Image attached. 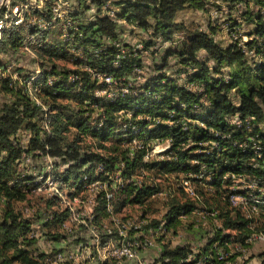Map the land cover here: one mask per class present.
<instances>
[{"label": "trees", "instance_id": "1", "mask_svg": "<svg viewBox=\"0 0 264 264\" xmlns=\"http://www.w3.org/2000/svg\"><path fill=\"white\" fill-rule=\"evenodd\" d=\"M208 1L111 2L120 7L118 18L143 29H153L163 40L177 45L174 34L185 28L184 24L176 21L177 12L185 7L205 9ZM224 1L251 29L231 43L216 39L217 26L210 27L209 31L195 29L186 33L171 54L178 56L176 72L186 74L187 85L178 83L181 77L158 73L143 85L145 93H120L112 100L96 96L95 90L100 82L95 73L129 84L128 77L135 68L142 66L139 50L123 44L130 47V51L123 53L117 45L122 42L118 22L103 12L105 0H91L90 3L79 0L80 7L86 11L91 10L92 5L96 6L92 19L81 22L76 31V40L83 50L98 51L97 55L92 53L88 56L86 64L89 70L84 66L69 69L52 64V61L68 56L69 52L62 46L63 41L54 39L51 43L46 40L50 33H44L43 44L36 48V52L43 66L46 61L51 64L44 68L37 82L46 86L48 76H55L53 85H47L43 91L44 104L37 103L11 76L0 75V89L10 95L0 106V264H49V254L40 252L38 239L33 236L34 223L43 214L46 220L42 219L41 223L50 239L61 242L68 238L58 229L70 215L69 210L61 212L56 209L58 203L62 204L60 197L44 200L45 205L41 209L47 213L39 211L36 217L25 215L19 208V202L25 200V193L32 188L30 184L34 181L33 175L22 174L19 160L31 153L33 156L51 157L53 175L52 170H48L47 178L65 183L72 181L71 186L74 190L76 188L73 195L93 182L103 184L97 195V225L110 213H119L131 203L144 204L160 192L163 188L158 183L139 186L132 180L140 169L157 168L159 174H192L190 178L198 186L197 193L204 196L203 202L210 210H219H215L217 215L214 218L221 219L224 228H237L248 236L250 220H245L242 213L231 207L232 202L226 197L227 192H235L230 189L233 179L226 174H252L264 187V164L252 160L255 156H264V0ZM9 6L8 0L3 8ZM20 8H14L15 14ZM34 14L43 15V10H35ZM232 22L229 25L231 34L242 24L237 18ZM10 25H5L0 18V54L18 51L24 43V27L13 25L4 32ZM145 45L150 46L151 41H146ZM164 60L157 68L166 66L167 59ZM81 62L78 60L79 64ZM4 65L0 57V67ZM18 70L23 72L21 67ZM70 75H75L76 79L70 81ZM75 87L78 91H73ZM64 99L70 102L63 103L61 100ZM96 109H99V114L92 119L90 113ZM121 111L131 112L132 117L118 114ZM116 128H124L118 134L120 139L108 145L110 138L117 134L114 133ZM22 130L30 134L27 146L19 137ZM123 134L131 140L135 137L169 140L171 157L149 163L144 160L146 148L131 151L130 147L121 145L126 140L121 137ZM248 134L256 135L254 139L262 147L260 154L247 147V142L251 143ZM89 137L92 141L88 140ZM118 171L125 183L114 189L111 176ZM180 186L184 188L187 185ZM210 191L214 193L210 194ZM211 197L215 198L214 202L210 201ZM197 206L196 201L173 198L167 211L166 227L176 226ZM157 224V221L153 223L154 226ZM159 228L162 231V225ZM222 230L217 228L215 235L208 239L200 257L208 255L215 264L222 261L219 251L224 258L223 253L228 250L223 244L230 240V235L223 234ZM115 234L104 235L101 244L114 240ZM129 237L133 236L128 234ZM246 237H243L244 243ZM219 240L223 247L215 243ZM236 240L243 241L242 238ZM194 252L192 258L197 254ZM190 253L189 246L171 248L167 245L157 263L192 264L188 259Z\"/></svg>", "mask_w": 264, "mask_h": 264}, {"label": "rangeland", "instance_id": "2", "mask_svg": "<svg viewBox=\"0 0 264 264\" xmlns=\"http://www.w3.org/2000/svg\"><path fill=\"white\" fill-rule=\"evenodd\" d=\"M105 1L103 12L110 14L118 22V33L122 42L117 45H120L123 53L130 51V47L123 46V44H128L133 46L134 50H139L142 66L135 68L128 77L129 84L119 83L114 78L106 76L105 74L95 73L100 82L95 93L96 96L102 99L112 100L118 97L120 93H145L143 85L158 73H165L175 78L181 77L178 83L187 85L186 78L184 79L186 74L182 73L179 75V73L176 72V69H178V56L176 54H171V52L177 49L180 40H182L183 36L189 31L195 29L209 31L210 27L217 26L218 31L215 35L216 39L224 43H231V41L240 37L242 33L251 29L249 24L242 21L243 19L240 18L237 11L233 12L229 9L228 4L224 0H209L205 9L185 7L177 12L176 21L184 24L185 28L177 30L174 34V39L177 42L176 45L171 41L163 40L161 36L153 32V29H143L129 23L124 18H118L117 13L121 11L120 7L111 2L116 0ZM6 2H8V0H2L1 2L0 18L4 20L5 25H11L5 28L4 32L13 25L22 26L24 27L25 40L18 51L11 50L7 54H0L1 60L5 64L3 67H0V75L1 77L11 76L15 81H18L19 85L26 88L37 103L44 104L43 91L47 85H53L55 76H48L49 78L46 86L43 83L37 82L38 78L42 77L44 68L50 66L51 63L46 61L45 66H43L42 59L37 54L36 48L43 44L42 37L44 33L47 34L49 32L50 34L46 40L51 43L54 42V39L63 41L62 46L69 52L68 56L60 57L56 59L55 62L52 61V64L55 63L57 66L67 67L69 69L84 66L85 69L89 70V65L86 64L88 56L90 54L92 55V53L97 55L98 51L93 50L86 52L83 50L81 44H78L76 40V31H78V25L81 22H87L92 19L96 12V6L92 5L91 10L86 11L80 7L79 0H9L10 6L3 8ZM87 2L90 3L91 0H87ZM15 7H21L17 14L14 12ZM38 9L43 10V15L34 14V11ZM242 9H245V6H243ZM235 18L240 19L242 24L240 28H236L233 34H231L229 32V25L233 24L232 21ZM245 39H247V36ZM146 41H151V45L146 47ZM202 53L205 52L202 51ZM165 58L167 59L166 66L157 68L164 63ZM78 60L82 61L81 64L78 63ZM20 67L23 68V72L18 70ZM75 79V75H70V81ZM130 85L132 86L130 87ZM195 88L196 86L193 87V89ZM73 91H78V87H75ZM232 93L235 94V90H233ZM9 96V94H6L5 91L0 89V106ZM72 100L73 99H71V101ZM61 101L63 103L70 102L68 99ZM91 113L90 115L92 119H94L98 116L99 109ZM118 114L127 118L132 117L131 112L126 113L125 111H121ZM152 127L154 128V126H150L151 129ZM123 129L124 128H116L114 130V133H117L115 134L116 137L112 136L107 144L110 145L117 142V140L120 139V137H118L120 135L119 133L123 132ZM29 136L30 134L26 130L20 132L19 137L22 144L28 145ZM121 137L126 138L121 145H123V147H130L131 151L136 148H146L147 154L144 160L149 163L169 159L171 157V154L168 152L171 146L169 140H143L140 137H135L131 140L126 134L121 135ZM88 140L92 141L90 137ZM51 163V157L47 156L43 158L41 156H33L32 153L25 154L23 160H19V169L22 174L25 176L33 175L34 177V181L30 184V186L33 185L31 186L32 188L29 187L31 189H28L25 193V200L19 202V208L23 213L27 216L36 217L37 212H45L46 210L41 209L45 205L44 200L53 196L60 197L62 203L61 205L58 203L56 209H59L61 212L69 210L70 213L69 218L58 228L61 232L68 235V238L61 242L54 241L45 234L47 230L43 227V223H41L42 219L43 221L46 220L44 218L45 214H43V217L41 216L39 221L34 223L33 236L38 239L37 245L40 252L49 254L47 258L49 264H104V262H106V264H158L157 262L164 251V247L167 245L171 248L176 245L189 246L191 251L197 253L195 257L192 258L191 255L188 258L189 263L191 261L192 264H215L212 257L205 255L203 258V256L200 257V253L208 239L215 235L217 228H222L223 234L230 235V240L228 242L225 241L223 244L224 247H226L225 250H228L226 251L228 255L226 252L225 254L223 253V259L226 258V260L218 261V264L219 262H221V264H264V261H261V259L264 258V187L260 186L254 177H252V189L247 190V187L242 186L245 185L244 182L249 183L247 178L236 177V179L234 178V186H230V189L235 192H227V196L235 195L239 192L246 195L242 197L245 199L247 198L248 202H240L238 204L239 207L230 204L231 207L242 213L245 220H250L248 225L250 232L246 237L245 233L241 230H237V228L234 230L224 228L221 219H217V221L209 214V211L219 210L215 208L210 210V208L206 206L203 202L204 196L202 197L197 193L198 190H196V187L198 189V186L190 178L192 174L188 176L185 173L159 174L157 168L140 169L132 180L134 179L139 186H142L143 183H158L163 188L160 192L153 195L144 204L131 203L124 207L119 213H110L109 217L104 218L103 222L97 225L95 222V209L98 205L97 195L100 193L99 191L103 184L93 182L88 184L85 189L73 195L76 188L74 190V187L71 186L72 181L65 183L60 180L54 181L51 177L47 178L49 174L48 170H52L51 172L53 175V165L51 166ZM111 180L114 189H117V187L125 183L119 171L111 176ZM35 184H37V187L34 186ZM180 185H190L194 188L196 195L192 197ZM258 189H263V194L261 196L256 195ZM209 193L213 194L214 192L210 191ZM254 196L256 200L262 203L259 204L260 206L258 205L259 207L252 206L253 204L250 202L254 199ZM175 197L183 201L188 199L196 201L198 206L195 207L191 213L187 214L186 217L181 219L176 226L169 229L166 227L167 211L171 200ZM199 197H201V200H199ZM214 199L215 198L211 197L210 201L214 202ZM212 205L216 206L214 204ZM48 217L47 215L46 218ZM49 219H52L51 216ZM156 221L158 227L153 225V223L156 224ZM160 225L163 227L162 231H160ZM154 228H159L157 231L158 233ZM142 229H144V235L149 239L151 244L142 243ZM121 231L136 237L141 243V245L134 250L136 260H132V258L115 257L102 260L96 251L97 243L99 240L101 241V238L103 239L104 235L109 236L110 234L116 233L115 235L117 236ZM115 235L113 238H115ZM243 237H246L245 243ZM239 238H242L243 241L236 240ZM215 243L220 245V240ZM238 243H242V245ZM215 245H213V247H215Z\"/></svg>", "mask_w": 264, "mask_h": 264}, {"label": "built area", "instance_id": "3", "mask_svg": "<svg viewBox=\"0 0 264 264\" xmlns=\"http://www.w3.org/2000/svg\"><path fill=\"white\" fill-rule=\"evenodd\" d=\"M245 39V37H244ZM237 124H241V123H237ZM247 138H256L255 134H248ZM254 162H256L257 164H264V156H255L252 159ZM227 177H231L233 179V184H234V178L236 179V177H244L247 178V180L249 181V183L244 182L245 185H242L244 187H247L249 189H252V174H247V173H228L226 174ZM99 183V182H97ZM256 195H262V192H256ZM229 198H232L235 202H242L244 201V197H239V196H235V195H229L227 196ZM156 230V228H154ZM143 232V239H142V243H149V239L146 238V236L144 235V229H142ZM135 245V242H129V238H128V233L127 232H122L121 236H115L114 238V243H113V257H117V258H123V255H132L131 254V247ZM152 247V246H151ZM104 248V247H101ZM189 255H194L193 251H191V253ZM220 258L221 260H223L222 255L220 254ZM136 258L133 257L132 255V260H135ZM261 261H264V258L261 259ZM242 264V263H241ZM250 264H256V263H250ZM258 264V263H257Z\"/></svg>", "mask_w": 264, "mask_h": 264}, {"label": "bare ground", "instance_id": "4", "mask_svg": "<svg viewBox=\"0 0 264 264\" xmlns=\"http://www.w3.org/2000/svg\"><path fill=\"white\" fill-rule=\"evenodd\" d=\"M250 141H251V143H248L247 142V147H249V148H251V149H253L257 154H260L261 152V149H262V147L260 146V144H259V142L256 140V139H254V138H251L250 139ZM260 165H262V164H260ZM253 182V181H252ZM253 184V183H252ZM234 186V185H233ZM255 187V186H254ZM184 188H185V190H186V192H188V193H190L191 195H195V190H194V188L193 187H191L190 185H188V186H184ZM257 188V187H256ZM255 189V188H254ZM240 190V189H239ZM245 190V189H244ZM247 190H250L249 188L247 189ZM262 190L263 189H258V191L257 192H262ZM253 191H255V190H253ZM247 193H248V195H249V192L247 191ZM235 194V193H234ZM250 194H251V192H250ZM263 194V193H262ZM235 195H237V196H239V197H242V196H246V195H244L242 192H239V193H237V194H235ZM258 196V195H257ZM263 199V198H262ZM248 202L247 201V198L245 199L244 198V201H242V202ZM230 202H232L233 203V205H235V206H238L239 207V203L240 202H235L232 198H230ZM251 203V205L252 206H258L259 204H262L260 201H258V200H256L255 199V196H254V199H252L251 201H250ZM231 203V204H232ZM246 205V204H245ZM260 206V205H259ZM258 206V207H259ZM249 207V206H248ZM246 208V207H245ZM253 209V208H252ZM260 209V208H259ZM248 210V209H247ZM258 210V209H257ZM262 210V209H261ZM264 210V209H263ZM259 211V210H258ZM247 212V211H246ZM249 213V212H248ZM257 213V212H256ZM264 214V213H263ZM217 215V213L215 212V211H212V213H211V216H213V217H215ZM248 215V214H247ZM250 215V214H249ZM262 215V214H261ZM255 218V217H254ZM259 222V221H258ZM252 223V222H251ZM123 225V224H122ZM253 225V224H252ZM126 228V227H125ZM253 229V228H252ZM124 230H126V229H124ZM122 232H124V231H121V234H122ZM253 237H254V235H253ZM97 240H99V239H97ZM151 240V239H150ZM252 240V239H251ZM254 240H256V239H254ZM129 242H135V245H133L132 247H131V254L133 255V257H135L136 255H135V251L134 250H136V248H138L140 245H141V243L139 242V240L137 239V238H135V237H129ZM249 242V241H248ZM253 242H255V241H253ZM113 243H114V240H110L109 242H107L105 245H102L101 244V242H100V240H99V242L97 243V245H96V251L98 252V254H99V256H100V258H102V260L103 259H107V258H109V257H113ZM150 243V242H149ZM148 244V243H147ZM151 244V243H150ZM101 247H104V248H101ZM140 249V248H139ZM246 251V250H245ZM219 253L220 254H222V252H220L219 251ZM132 255H123V258H132ZM115 258H117V257H115ZM99 260V259H98ZM136 260V259H135Z\"/></svg>", "mask_w": 264, "mask_h": 264}, {"label": "water", "instance_id": "5", "mask_svg": "<svg viewBox=\"0 0 264 264\" xmlns=\"http://www.w3.org/2000/svg\"><path fill=\"white\" fill-rule=\"evenodd\" d=\"M1 2H2V0H0V6H1Z\"/></svg>", "mask_w": 264, "mask_h": 264}]
</instances>
